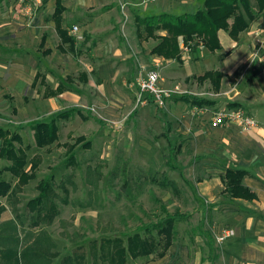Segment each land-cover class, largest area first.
Masks as SVG:
<instances>
[{
	"label": "rangeland",
	"instance_id": "rangeland-1",
	"mask_svg": "<svg viewBox=\"0 0 264 264\" xmlns=\"http://www.w3.org/2000/svg\"><path fill=\"white\" fill-rule=\"evenodd\" d=\"M48 1L28 3L6 0L2 11L16 10L32 22L39 16L46 20L54 7ZM156 1L95 0L77 6L73 0H67L69 9L63 21L67 31L72 26L79 28L76 22L80 18L85 21L91 14L100 15L111 10L117 13L111 17L116 27V32L109 36L112 44L103 47L97 57L90 59L95 53H89L80 45L77 55L75 52L58 53L53 37L48 46L54 54L50 51L38 57L41 64L45 61L48 64L39 67L36 85L40 77L44 82L48 75V84L53 89L59 85L63 87L62 96L45 100L44 87L39 83L38 97L35 99L21 102L16 98L14 104L7 98L0 102V127L19 134L21 146L29 148L26 155L28 161L37 162L33 178L26 185H19L18 179L9 172L3 173L1 179L11 183L14 193L7 198H0V208L4 210L0 214L3 220L7 217L16 226L18 247L21 249L34 241L47 252L49 264H77L70 258L76 254L85 257L81 264H93L90 245L94 241L96 247L93 251L98 255L99 245L105 240L121 238L126 245V239L135 232L141 237L155 236L157 229L154 226L165 216L172 215L178 220L173 225L172 247L163 262L151 257L128 260L127 264H199L193 258L197 254H207V249L198 242L200 238L204 244L206 240L203 236L207 241L212 240L216 250L220 251L223 243L230 239L221 243L218 241L224 231L232 229L209 228L207 213L202 207L204 201L208 202L211 198L205 196L204 190L198 186L199 182L207 180V192H221L220 203H226L230 197L225 195V186L219 179L225 172L224 167L218 162L213 164L197 157L195 143L190 140L195 141V127L207 125L214 111L229 106L226 105L228 98L237 99L244 106L250 100L263 102L258 100L264 97V63H256V60L264 57V24L261 20H255L236 40L222 31L229 41L243 47L241 51L245 49L251 54H246L247 61H243L242 67L233 75L224 77V65L221 63L235 50L231 49L225 55L222 48L210 53L200 46L197 39L199 45L192 49L181 47L179 63L173 62L171 69L161 68L164 71L160 85L165 89L177 90L181 96L204 100L206 104L200 108L203 109L202 114L194 113L195 106L181 101L180 96L170 100L163 109H157L152 104L140 106L133 94L135 88L128 92L129 85H132L128 82V74L119 76L115 82L103 81L100 74L112 69L106 68L108 60L116 62L112 63L113 68L121 69V73L132 69L136 77L150 70L159 73L157 64L161 66V60L165 59L158 56L155 59L149 52L156 40L141 42L142 39L135 35L136 24L133 19L135 14ZM104 23L98 22L95 29L99 32L106 30ZM33 26L39 32L44 30L39 23ZM38 35L40 39L44 37L45 41V33ZM77 36H73L76 41L80 39ZM79 42H83V39ZM142 45L147 49L143 50ZM37 49L39 53L42 50L39 45ZM115 51L118 53L114 55ZM234 60L228 59L225 64L232 65ZM63 68L66 74H70L71 77H67L69 79L62 78ZM209 70H221V76L204 79V74ZM92 72L93 76H90ZM80 73L90 74L87 80L91 85L102 83L103 88L112 91L113 94H106L107 97L112 95V100H103L101 97L97 100V97L91 96L90 87L78 79ZM234 90L238 92V98L233 95ZM71 109L78 111L68 113L67 118L55 117L59 112ZM43 112L50 115L39 118ZM254 117L257 121L264 120V114ZM52 120L58 125V140L50 147L37 148L32 127L37 122L50 123ZM237 129L240 134L249 133ZM20 144L14 143L16 148ZM229 161L235 162L237 158H230ZM8 166L10 161H0V168ZM46 181L49 193L44 208L49 213L35 223V213L28 209L27 204L38 197V186ZM8 233L5 231L4 234ZM3 246L12 245L7 243Z\"/></svg>",
	"mask_w": 264,
	"mask_h": 264
},
{
	"label": "crops",
	"instance_id": "crops-1",
	"mask_svg": "<svg viewBox=\"0 0 264 264\" xmlns=\"http://www.w3.org/2000/svg\"><path fill=\"white\" fill-rule=\"evenodd\" d=\"M66 1L67 0H61L65 9L62 14V25L65 19V13L69 9L66 5ZM91 1L95 2V0H73V3L79 6L81 4H87V2L92 3ZM48 2L49 5L54 6L49 18L45 20V18L39 16V18L32 22V20L15 12L16 10L14 12L11 10L2 11V5L6 3V0H0V102L7 100V98H10L14 104L16 98L21 102L24 99H35L38 97L39 83L44 87L43 98L45 100H50L47 98L62 96L60 94L63 92L56 95L52 94L55 93L61 85L53 89V86L48 84V75L44 82L41 81L42 77H40L39 80L41 82L38 80L39 82L36 85L37 78L39 77V67L48 64V61L41 64L38 57L42 54H49L50 51L52 52V55L54 54V51L48 46L50 41L53 40V37L56 42L55 51L57 50L60 54H68L71 46L69 43H62L55 29L52 15L55 9L56 0H49ZM96 2H98V0H96ZM204 2L205 0H157L156 2L150 3L146 6V9L142 10L141 13L135 14L133 17L136 24L135 35L137 36L138 33L137 20L160 17L162 15H170L174 17L192 15L203 9ZM115 15H117V13H114L111 10L110 12L106 11L100 15L91 14V16L85 21H81V18L79 20L76 18L78 20L76 24L80 25L79 28L77 27L76 33L74 34L71 31L72 28L76 26L70 27L69 31H67L68 36L74 39V54L77 55L78 45H80L81 48H84V50H87L89 53H95L90 57V59H94V56L98 55L103 47L111 45L112 41L109 40V36L112 35L111 33L116 32V27L114 26L111 17H114ZM101 18H103V20ZM101 21L105 22L104 29L106 30L99 32L95 29V25ZM36 23H39L44 30L41 29L39 32L38 29H35L36 26L33 25ZM63 28H65L64 25ZM38 33H45L47 35L45 41L44 37H41V39L39 38ZM52 34L53 36H51ZM74 35H78L77 37H80V39H77L76 41L73 37ZM156 35L164 36L166 33L163 31H157ZM222 35L223 32H220L219 40L224 55L225 53L231 52V49L235 50V52L229 54L223 59L224 62L221 63L224 65L222 67L223 72L217 70L220 73L222 72V75L225 77L226 75H233L238 71L242 67L243 61H247L246 59L248 56L246 54L249 56L251 54L245 49L241 51L240 48L242 49L243 47L240 46V44H237L234 41L231 42L229 41L228 36ZM81 39H83V42H79ZM146 40L147 39H142L141 42H146ZM153 43H155V46L157 40ZM38 45L42 49L40 53L37 49ZM61 48L65 51H61ZM142 49L146 50L147 48L142 45ZM149 52L151 54V51ZM117 53L118 51H115L114 55ZM153 57L155 58V55H153ZM263 58L264 57H259L258 60H256V63H264ZM153 59L151 61H153ZM228 59H231V61L235 59L236 61L234 60L232 65L225 64V62H228ZM161 62H163L161 66L157 64V67H159L160 84L162 81L161 76L164 71V69L161 68L171 69L174 61L161 60ZM112 63L115 64L116 62L110 60L106 62V68L112 69L108 72H101L100 75L103 78V81L115 82L119 76L122 77V75L128 74L130 78V81L128 82L132 83V85H129L130 88L128 92L133 91V88H135L133 94L137 100L138 90L136 80L138 77L135 76L137 74L133 75L132 69L129 72L125 71V73H121V69H118L117 67H114V69ZM76 65L77 64H75V66ZM76 67L79 69L78 66ZM78 69L76 74L79 73ZM207 72L211 71L209 70ZM62 74L64 80L67 79V77H71L70 74L64 72V68L62 69ZM79 75L78 79L80 77ZM89 75L90 74L87 73L86 79ZM90 76H93V72ZM131 77H134V79L132 80ZM78 79L76 78V80ZM86 84L90 87L91 96L97 97V100H100V97L103 100L109 101V98L112 100V95L107 97L106 94H110L109 92L113 94V92L107 88H103L102 83L100 85L99 83L91 85L90 81L88 82L87 80ZM133 85L134 87H132ZM35 87L36 89H34ZM232 93L235 97H239L236 90L232 91ZM254 101L256 100H250L249 103H246L247 105L244 106V104H240L237 99L228 98L226 105L229 106L220 110H242L244 113L252 117L264 114V97L262 96L261 99L258 100L263 102L255 103ZM42 105L46 107L45 104ZM14 107L16 108L17 106ZM43 113L44 114L39 115V118L40 116L50 115L45 112ZM257 124V128L252 130V132L250 131L248 134H240L237 129L238 127L234 124L228 125L225 128L219 127L214 129L209 126V122L207 121V125L198 126L199 128L195 127L196 130L194 135L196 138L195 141L192 139L190 142L195 143V153L197 157L210 161L213 164L218 162L224 167V171L227 169L246 171L248 176L244 179V185L247 186L256 196V199L253 201L228 198L226 199V203H220L222 198V195H220L221 192H207L206 186L207 189L209 188L207 180L198 183L199 188L204 190V195H208L211 198L208 202L204 201V206L202 205L203 210L207 213V224L209 228H217L219 230L230 228L235 233L234 237H231L223 243L221 251L219 249L216 250L215 242L212 240L207 241L205 236H203L206 240L205 244L201 242L202 238H198L199 240L196 238L195 240H198V242L203 244L204 248L207 249V254H203L202 256L197 254L196 258H193V260L199 264H264V120L257 121ZM233 157H236L237 161H229V159ZM244 168L252 169L245 170ZM220 174H222V172H220ZM221 176L219 179L222 184ZM225 195H227L226 192ZM201 201L203 202V200ZM205 204L208 206H205ZM1 215L2 214H0V227L3 224L11 222L7 217L3 220ZM13 227L16 229V226ZM15 233L16 232L13 234L15 235ZM166 257L167 255L161 259V262H163ZM188 261L191 262L192 258L188 259Z\"/></svg>",
	"mask_w": 264,
	"mask_h": 264
},
{
	"label": "trees",
	"instance_id": "trees-1",
	"mask_svg": "<svg viewBox=\"0 0 264 264\" xmlns=\"http://www.w3.org/2000/svg\"><path fill=\"white\" fill-rule=\"evenodd\" d=\"M65 11L61 0H56L52 19L55 29L63 44L69 43L70 52L74 53V39L70 38L67 30L62 25V14ZM261 20L264 24V0H205L203 9L192 15L174 17L162 15L144 20H137V37L141 39L154 38L157 44L151 50V54L164 58L166 61H181V47L186 46L192 49L197 44L208 50L210 53L221 50L219 40L220 32H227L232 39H237L238 35L246 31L249 24L255 20ZM157 31L166 33L164 36H157ZM196 39L199 43L196 42ZM62 49V48H61ZM61 51H65L62 49ZM79 80L87 82L86 74H80ZM221 76L219 72H206L204 79ZM69 79V78H67ZM60 86L53 95L62 92ZM181 101L189 102L192 106L202 108L206 102L194 96L180 97ZM78 110H65L59 112L55 117L67 118L70 112ZM33 141L37 148L50 147L58 140V125L55 120L50 123L37 122L33 127ZM14 143H21V137L17 133H11L8 129L0 127V161L2 159L10 161V166L0 168V198L9 197L12 193L11 183L2 180L5 171L18 179L19 185H26L33 177L37 169V162L27 159L29 148H23L20 144L18 148ZM29 172H31L29 174ZM248 173L244 170L227 169L221 176V181L225 186V191L231 199H242L253 201L255 194L244 185V179ZM39 195L31 200L27 206L35 213V223L44 218L49 211L44 208L49 184L41 182ZM4 210L0 208V213ZM43 215V216H42ZM178 220L175 215L165 216L163 220L154 226L157 229L155 236L149 235L141 237L138 232L130 235L126 239V245L121 238L108 239L99 245L100 254L93 251L96 247L94 241L90 245V255L93 264H127L128 260L148 259L153 257L156 260L163 259L173 244L174 224ZM10 225V226H9ZM34 225V224H33ZM12 222L3 224L0 227V264H49L47 252L43 247L31 242L23 248L18 246V237L12 234L16 232ZM10 229V230H9ZM9 231L8 234H4ZM38 239V238H37ZM7 243L12 246L2 247ZM112 245V246H111ZM111 246V247H110ZM43 249V252L41 249ZM80 255V256H79ZM70 257L74 262L81 264L85 260L82 254ZM69 260V258H66ZM74 264V263H73Z\"/></svg>",
	"mask_w": 264,
	"mask_h": 264
},
{
	"label": "built area",
	"instance_id": "built-area-1",
	"mask_svg": "<svg viewBox=\"0 0 264 264\" xmlns=\"http://www.w3.org/2000/svg\"><path fill=\"white\" fill-rule=\"evenodd\" d=\"M28 3H39L40 0H20ZM153 1V0H150ZM74 34L77 31V27H73L71 30ZM136 86L138 90L137 103L140 106L154 105L157 109H163L166 104L180 96V92L177 90L165 89L160 85V76L157 71L150 70L145 74L140 75L136 80ZM179 97V98H180ZM194 113L202 114L203 109L198 107L193 108ZM236 125L242 132H250L257 128L258 124L254 117L247 115L242 110H219L214 111L209 120V126L211 128H219L228 125ZM235 235L233 230H226L218 238L221 243L225 239L231 238Z\"/></svg>",
	"mask_w": 264,
	"mask_h": 264
}]
</instances>
